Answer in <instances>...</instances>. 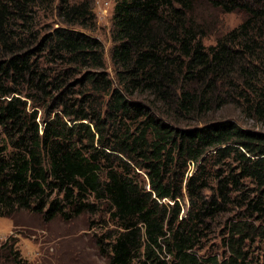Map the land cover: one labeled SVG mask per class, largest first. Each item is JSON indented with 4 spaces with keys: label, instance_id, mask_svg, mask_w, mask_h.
<instances>
[{
    "label": "trees",
    "instance_id": "obj_1",
    "mask_svg": "<svg viewBox=\"0 0 264 264\" xmlns=\"http://www.w3.org/2000/svg\"><path fill=\"white\" fill-rule=\"evenodd\" d=\"M198 1L115 0L114 80L75 29L90 4L41 34L34 0H0V218L104 211L107 264H264V131L237 122L264 125V0H203L245 17L209 47Z\"/></svg>",
    "mask_w": 264,
    "mask_h": 264
},
{
    "label": "rangeland",
    "instance_id": "obj_2",
    "mask_svg": "<svg viewBox=\"0 0 264 264\" xmlns=\"http://www.w3.org/2000/svg\"><path fill=\"white\" fill-rule=\"evenodd\" d=\"M63 1L91 5L92 16L85 20L84 28L75 29L101 41L106 70L115 80L110 57L114 45L112 18L115 0H34V8L40 15L38 31L41 34L53 28L65 27L58 11ZM196 8L204 15L208 25L207 36L203 39L206 47L215 45L218 39L240 26L245 18L241 12L224 13L214 9L203 0L197 2ZM227 114L232 117L240 115L233 107L227 109ZM237 122L245 129L264 131V125L260 122L246 119ZM5 145L0 131V147ZM244 184L253 187L249 181H244ZM205 195L209 197L210 192ZM226 232L223 221H217L204 244V252L223 255L226 252L223 241ZM114 234V226L104 211L96 215H82L71 222L60 219L46 222L41 216L19 211L15 213L14 220L0 218V264H107L108 243ZM254 253L262 263L264 239L257 240Z\"/></svg>",
    "mask_w": 264,
    "mask_h": 264
}]
</instances>
